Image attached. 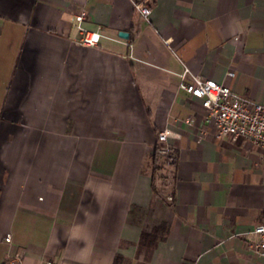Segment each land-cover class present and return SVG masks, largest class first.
<instances>
[{"label":"crops","instance_id":"crops-1","mask_svg":"<svg viewBox=\"0 0 264 264\" xmlns=\"http://www.w3.org/2000/svg\"><path fill=\"white\" fill-rule=\"evenodd\" d=\"M185 68L264 105V0H156L148 18L132 0H0V264H264V161L216 137ZM164 130L176 164L153 184Z\"/></svg>","mask_w":264,"mask_h":264},{"label":"built area","instance_id":"built-area-1","mask_svg":"<svg viewBox=\"0 0 264 264\" xmlns=\"http://www.w3.org/2000/svg\"><path fill=\"white\" fill-rule=\"evenodd\" d=\"M132 1L135 10L143 18H148L156 6V0ZM86 18L85 11L75 16L76 29L80 36L78 43L83 47L96 48L104 36L100 28L96 31L85 29L83 23ZM228 77H234V73H228ZM178 88L200 102L205 111V122L214 127L217 138H228L232 142L239 139L250 140L259 150L264 161V105L245 99L230 87L214 80L190 74L187 68L180 74ZM170 135L171 132L167 130L157 135L159 146L157 154L164 162L163 168H172L175 162V153L167 145ZM252 233L258 239L251 248L264 258V214L262 222L253 228ZM5 242L10 243L9 235L6 236ZM8 264H24L23 254L15 252L9 257Z\"/></svg>","mask_w":264,"mask_h":264},{"label":"trees","instance_id":"trees-1","mask_svg":"<svg viewBox=\"0 0 264 264\" xmlns=\"http://www.w3.org/2000/svg\"><path fill=\"white\" fill-rule=\"evenodd\" d=\"M158 144L155 145L153 154H152V182L153 184L158 179V172L163 166L162 160L159 158V155L157 154L158 151ZM176 164V156H175V162H173V167ZM173 177V174H170ZM154 186V185H153ZM155 194H157L156 189L154 190ZM164 237L159 236L157 229L150 230H143L139 239V242L137 244V252H140L142 250L145 251V261H147L154 249L157 247L158 243L162 241ZM113 264H125V259L121 256H116L114 259Z\"/></svg>","mask_w":264,"mask_h":264},{"label":"water","instance_id":"water-1","mask_svg":"<svg viewBox=\"0 0 264 264\" xmlns=\"http://www.w3.org/2000/svg\"><path fill=\"white\" fill-rule=\"evenodd\" d=\"M119 37L122 38V39H127L128 38V34L125 33V32H120L119 33Z\"/></svg>","mask_w":264,"mask_h":264}]
</instances>
